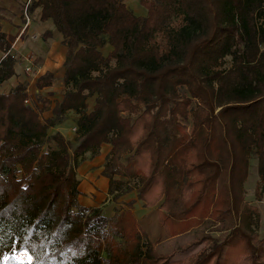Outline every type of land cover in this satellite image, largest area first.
Masks as SVG:
<instances>
[{
    "label": "trees",
    "instance_id": "1",
    "mask_svg": "<svg viewBox=\"0 0 264 264\" xmlns=\"http://www.w3.org/2000/svg\"><path fill=\"white\" fill-rule=\"evenodd\" d=\"M139 4L145 15L124 0L31 1L61 35L64 89L40 109L21 82L0 91V264L170 261L130 208L79 204L76 165L104 143L109 193L134 190L168 237L207 218L223 225L190 264H264L260 213L242 192L256 160L264 194V0ZM0 50L1 86L20 58L1 25ZM54 77L38 76L37 90ZM69 113L72 140L55 130Z\"/></svg>",
    "mask_w": 264,
    "mask_h": 264
},
{
    "label": "rangeland",
    "instance_id": "2",
    "mask_svg": "<svg viewBox=\"0 0 264 264\" xmlns=\"http://www.w3.org/2000/svg\"><path fill=\"white\" fill-rule=\"evenodd\" d=\"M124 2L127 7L131 9L136 15L146 14V10L139 4V0H124ZM32 23L33 25L30 29V32H34L35 25L38 24L41 28H45V30L51 31L53 34L52 36L54 42L56 41V43L59 45V47L57 46L55 52L51 56V60H49L54 63L53 66L55 68H53V72L55 75L53 84L50 87L44 88L42 90H37L35 81L38 78L39 74H37L36 72H32V65L31 70L29 71H26L25 68L26 66L30 65L28 60L31 61V64L40 63V57H29V55L34 54V51H31L32 47L30 48V45L28 43L26 45H22V47L19 49V53H17L18 55H20V58L15 64L17 73L15 74V76H13L12 80L15 77H19L18 83L21 82L26 85L29 95L28 103L32 106H35V108L40 109L42 105L41 99L43 97H49L53 104L56 99H60L62 96V92L64 89L62 85L63 64L59 61V59H61V55L64 52L65 48L62 44L60 45V40H62V38L60 37L61 35L56 30L55 25L51 19L44 21L40 20L38 14L35 13L32 15ZM35 35L37 36V43L47 46V43L44 41L40 34L35 32ZM1 54L2 51L0 50V59L2 58ZM12 83L13 82L11 81V79H8L0 86V91L10 90L13 87L11 85ZM48 115L49 112H45L42 114V116ZM75 118L76 115L74 113H69L68 119L57 126L55 130L61 132L67 139L72 140L74 137L73 127ZM109 150L110 145L108 143H104L102 144L100 153L97 156H86L83 160L77 163L76 173L80 183V193L78 195L79 204L89 208H102V211L106 216L113 215L118 211L128 208H130L131 211L135 210V215L137 218H139L140 225H144V227H146L151 237L154 240L157 239L156 241L163 240L167 235L165 230L160 226L157 220L158 214L155 207L152 208L142 206L143 204L137 198L134 190L131 192H124L115 195H111L109 193L108 178L102 174V168L106 161V156ZM256 181L257 161L253 160L248 176L244 181L242 192L244 193L245 199L248 202L256 205L260 213V219L256 227V231L260 234V236H264V194L262 199L258 201L255 196V186L257 183ZM191 228L192 230L190 231V233L182 237L172 239V241H165L158 247V252L170 254V261L167 264H178L176 263V259L185 256L186 254L189 255L188 257H193L199 250L202 249V247L205 246L204 243L200 241L201 237L207 234H211L214 237L220 236L221 234L219 233V231L221 228H223V225L207 218L200 224L195 225ZM172 230H174V228H172ZM193 239H195V242H193ZM26 253L27 251L24 250L23 254L25 255V257L27 256ZM5 257L7 258L8 256L6 255ZM191 259L189 261V264L191 262ZM17 260H19L20 262H25L20 258Z\"/></svg>",
    "mask_w": 264,
    "mask_h": 264
},
{
    "label": "crops",
    "instance_id": "3",
    "mask_svg": "<svg viewBox=\"0 0 264 264\" xmlns=\"http://www.w3.org/2000/svg\"><path fill=\"white\" fill-rule=\"evenodd\" d=\"M26 1L27 0H0V25H1V30L6 33L7 40L10 43L11 49L14 52L19 53V49L22 47V45H26L28 43L30 45V48L32 47L31 51H34L33 52L34 54L29 55V57H31V58H34V57L39 58L40 57V63L30 64V65H32V72H36L40 76L46 72H53L54 63L49 61V60H51V56L55 52L57 46L59 47V45L56 43V41L54 42L52 32L49 30H45V28L44 29L41 28L38 24L35 25V31L30 32V29L33 25L32 15L37 13L39 18H40L41 14H40V8L39 7L34 8L30 12L28 11L29 18L27 20L23 15V7H24V4ZM31 1H33V0H31ZM35 32H37L38 34L41 35V37L47 43V46L44 44H40V43L36 42L37 36L35 35ZM61 44L62 43L60 40V45ZM64 52H65V50H64ZM64 52L61 55V59H59V61L62 64L64 61ZM3 56H4V53L2 52L1 57H3ZM57 61H58V59H57ZM14 68H15V74H16L17 73L16 65L14 66ZM13 76H15V75H13ZM13 76L9 79H11V81L13 82L11 85L14 87L18 83L19 77H15L12 80ZM73 129H74V127H73ZM79 189H80V183H79ZM142 206H144V204ZM156 211L158 214L157 220L159 222L160 212L157 209H156ZM132 212L135 215V210H133ZM135 217H136V215H135ZM136 219L139 221V218L136 217ZM142 226L144 227V225H142ZM144 228L146 229V227H144ZM191 230H192V228L189 229L188 231H185V232L178 234V235H175L173 237L166 236L161 241L160 240L156 241L157 239H155L156 249H158V247L162 243H164L165 241H168V240L172 241V239H176L177 237H182V236L190 233ZM186 255L182 256L180 258H177L176 263H178V264H189V261H190L192 256L188 257L189 255L188 254H186Z\"/></svg>",
    "mask_w": 264,
    "mask_h": 264
},
{
    "label": "built area",
    "instance_id": "4",
    "mask_svg": "<svg viewBox=\"0 0 264 264\" xmlns=\"http://www.w3.org/2000/svg\"><path fill=\"white\" fill-rule=\"evenodd\" d=\"M30 3H31V0H27V1L25 2V4H24V7H23V15H24V17H25L27 20H28V18H29L28 7H29ZM27 60H28V59H27ZM28 61H29V63L31 64V61H30V60H28ZM25 70H26V71L31 70V65L27 66V67L25 68ZM24 250H25V249L20 250V251H17V250L14 248V249H13L14 256L17 257V259H19V258L22 259L21 257H19V255H20L21 251H24ZM18 257H19V258H18ZM22 260L25 261V262H27V263H32L33 260H34V258H33V256L27 251V257L23 258Z\"/></svg>",
    "mask_w": 264,
    "mask_h": 264
},
{
    "label": "bare ground",
    "instance_id": "5",
    "mask_svg": "<svg viewBox=\"0 0 264 264\" xmlns=\"http://www.w3.org/2000/svg\"><path fill=\"white\" fill-rule=\"evenodd\" d=\"M25 251H27V250H25ZM26 254H27V253H26ZM19 257H21L22 259L25 258V255L23 254V251H21ZM26 257H27V256H26Z\"/></svg>",
    "mask_w": 264,
    "mask_h": 264
},
{
    "label": "snow or ice",
    "instance_id": "6",
    "mask_svg": "<svg viewBox=\"0 0 264 264\" xmlns=\"http://www.w3.org/2000/svg\"><path fill=\"white\" fill-rule=\"evenodd\" d=\"M22 239H23V238H22ZM24 242H25V243H28V241H27V240H25Z\"/></svg>",
    "mask_w": 264,
    "mask_h": 264
}]
</instances>
